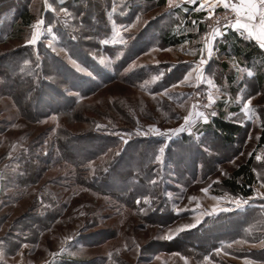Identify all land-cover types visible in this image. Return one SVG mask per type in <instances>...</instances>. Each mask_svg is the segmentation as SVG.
Returning a JSON list of instances; mask_svg holds the SVG:
<instances>
[{
    "label": "rangeland",
    "instance_id": "obj_1",
    "mask_svg": "<svg viewBox=\"0 0 264 264\" xmlns=\"http://www.w3.org/2000/svg\"><path fill=\"white\" fill-rule=\"evenodd\" d=\"M80 2L85 12L76 16V10L70 9L73 16L65 17L59 9L65 7L66 0H48L55 11L45 7V0H0V67L10 78L24 82L22 86H28L27 78L33 82L40 79L43 85L42 94L33 100L25 92L15 98L0 88V235H10L12 226L15 234L21 235L20 251L13 261L17 264H46L55 259H60L62 264H113V261L115 264H184L181 257L186 256L190 264H209L203 257L210 255L211 264H245V257L254 264H264V248L259 246L264 235L256 230L246 232L250 225L256 227L264 218V199L254 194L257 189L264 191L260 188L264 148L255 155L253 193L242 197L250 199L248 205L237 208L227 197L220 201L212 199L225 193L237 196L222 186L221 181L255 149L259 119L256 111H242L243 104L236 100L242 93L236 91L233 96L228 95L232 88L224 79L225 73L211 66V62L220 60L221 56L214 48L219 36L212 41L211 57L204 47L206 34L212 31L208 32L206 26L210 20L209 0L194 3L173 0L172 6L169 0L162 6L146 0ZM201 3L205 4L204 8L200 7ZM21 4L28 5L33 20L28 27H22L17 36L9 37L17 24L14 14ZM94 5L100 9L103 21L94 16L98 14L96 10L92 22L103 30L102 35L90 37L92 44L87 43L90 47L84 48L89 54L76 52L78 57H72L63 46L66 43L72 51H77L67 39L68 33L75 31L72 23L77 22L78 31L90 35L81 20L86 14L90 15V9L96 8ZM221 11L227 10L222 5L217 6L213 14ZM192 14H198L199 20L193 21ZM38 19L44 20L42 35L35 44H29L26 41L31 39L32 26ZM49 25L55 36L47 31ZM129 25L132 27L127 28ZM167 26L174 31L172 33L185 38L182 43L165 46L158 42L156 34L159 32L155 28ZM215 27L223 29L222 25ZM114 28L121 30L124 44L113 42ZM91 30L98 33L97 29ZM86 40L82 39L81 44ZM104 40L109 43H102ZM144 45L148 46L147 53L124 62L127 47ZM201 55L206 60L202 69L204 78L197 82L193 72L192 79L180 83L197 66ZM25 60L30 63L25 65ZM46 60L55 67L62 61L80 76L81 86H92L93 90L89 93L72 91L75 84L70 85L69 81L61 90L77 103L73 113L48 114L34 120L30 118L32 108L45 112L49 109L45 104L47 100L55 101L53 108L71 102L57 98L46 87L45 78L36 70L37 65ZM57 71L52 73L49 68L58 81L65 78L64 74L71 80L76 78L66 73L67 69L62 72L57 68ZM153 77H157L154 82ZM239 77L236 72L234 84ZM209 80L222 94L206 108L207 94L213 90ZM7 81L0 79V84L8 87ZM172 83L175 87L166 86ZM165 90L171 99L163 95ZM197 102L198 107L194 109L192 106ZM258 104L264 106L262 91L252 98L251 106ZM234 105L241 110L228 112V107ZM219 108L225 118L249 124L243 134L246 139L240 135L234 146H225L212 134L208 126L211 118L218 115ZM190 110L205 113L207 120L193 115L191 131L185 128L171 138L142 134L152 124L161 130L180 128ZM87 131L110 138L102 140V143L110 141V147L80 166L61 158L66 133L79 137ZM161 146L165 147L162 164L155 162L154 155ZM124 149L125 155L119 158ZM257 155L262 159L257 160ZM202 157L211 158L210 163L205 165V160L199 163ZM109 167L111 176L101 178L100 174ZM128 168L131 174L119 177L118 171ZM85 174L96 178L97 187L83 184L86 181L80 183V179L85 180L82 178ZM152 180L156 183L152 184ZM205 187L209 188L207 195L200 191ZM125 190L132 193L129 203L115 195ZM145 196L150 203H144ZM192 196L198 197V201L190 200ZM137 198L141 199L140 204L136 203ZM213 206L227 211L205 215L194 228L166 239L170 229L174 231L194 223L201 213L211 212ZM177 208L181 209L179 214ZM68 236L72 237L70 241L65 239ZM237 239H247L249 243L233 244L229 248ZM61 247L66 251L60 253ZM215 248L222 250L217 254ZM54 252L60 254L53 256ZM109 252L113 253L111 261L107 256Z\"/></svg>",
    "mask_w": 264,
    "mask_h": 264
},
{
    "label": "trees",
    "instance_id": "obj_2",
    "mask_svg": "<svg viewBox=\"0 0 264 264\" xmlns=\"http://www.w3.org/2000/svg\"><path fill=\"white\" fill-rule=\"evenodd\" d=\"M66 1H67V4L65 5V7L68 10L71 9V11H73L72 9H75L76 16H78V14L82 15L83 12H85L86 9L83 8L80 2L81 0H66ZM146 1L154 2L155 5L157 6H162L166 2V0H146ZM94 7L96 8L90 9V11L92 10L90 15L86 14V16L84 17V20H81L82 23L85 24V27L87 26V28L89 29V32L91 33L90 35L85 34L84 31L79 32L77 22L73 21L72 23L75 31H73L72 33L69 32L68 33L69 38L67 39H69L70 41L69 43L72 46H76L77 51H72L71 48H69V46L66 45V43L63 45L72 57H75V58L78 57V55H76V52L77 53L81 52L80 54L83 53L84 55L89 54L88 52H86L85 49L87 47L88 48L90 47L89 46L90 44H87V43L92 44L91 42L92 38L89 39L88 37L99 38L102 35L103 30H101L95 23L92 22V18H93L92 15L95 14L96 10L98 14L94 16L97 18H100L99 20L101 23L103 21L100 9H98V6L94 5ZM14 15H15L14 22H16L17 24L16 25H14V23L12 24L14 25L13 26L14 28L10 32V34H8L9 37L17 36L20 29L22 27H28L33 20L32 14L27 4L25 5L21 4L17 8ZM176 17H178V15ZM192 17H193V21L199 20L198 14H192ZM81 21H78V22H81ZM91 29H94V30L97 29L98 33L92 31ZM155 30L157 33L159 32V34H156L158 42L165 46L178 45L182 43V41L185 39L182 35H177L175 33H172L174 31L171 30L170 26H167L164 29L155 28ZM103 33H106V32H103ZM144 33L145 31L143 30L142 34L144 35ZM73 35H75L77 39L75 40L71 39ZM64 37H66V35ZM85 38H87L88 40H86L82 45L81 44V42H83L82 39H85ZM214 48L218 50V52H225V54L232 53L233 55L237 56L240 60H246L249 64L251 62L256 63L258 60L259 64L256 65L257 69L255 73V78L257 80L259 89L264 93V51L261 48H259L256 43H254L252 40H245L243 37L239 36L237 32L233 30H228L227 32L222 33V35H219V37L216 38V44ZM147 50H148V46L146 45L138 46V47L137 46L127 47V50L123 57L124 62L127 63L133 60L136 56L146 52ZM40 65H39V68L36 67V70L39 69V71L41 72L43 76V79L45 78L46 87L52 90L53 94H55L57 98L69 99L71 100V102L66 103V104L57 105L56 107L53 108L55 101L47 100L45 104L48 105L49 109L46 110L45 112H42V110H39L36 107H33L32 108L33 110H31L32 112L30 113L31 119L35 120L41 116H45L48 114H56V115L67 114L68 115V114L73 113V110L76 108L77 103L74 101V98L72 96L66 95L61 90L67 87L66 85L68 84L69 81H70V85L72 84V82L73 84H75V85H72L73 86V88L71 89L72 91L81 90L83 93H89L93 90L92 86L91 87L81 86L80 76L77 73H75L72 69H68V67L64 63H62V61L60 65L59 64L58 66L56 65L57 67H55L54 64L48 63L47 60L42 61ZM62 66H63V69H67L66 73L67 72L71 73L76 78L71 80L69 79L70 77L69 75H67L66 77V74H64L65 78L64 79L61 78V81H58L56 78H54L51 75V72H49V68L52 71V73H54L53 70L56 73H58L57 68H60L61 71L63 72ZM170 75L172 76L173 74H170ZM42 76L40 78H42ZM229 78H230V87L232 88L231 90H233L232 92L234 93L236 91V87L234 85V82L232 81L233 78L231 77ZM0 79L8 80L7 83L9 84V86L7 87V85L4 86V84H0V88H2V90L5 89L4 90L5 92L10 93L15 98L17 97V94L22 95V93L24 92L26 95H28L29 98L31 97V100L38 98L39 95L42 94L41 88L43 85L41 86L40 79H37L38 80L37 81L38 83H37L27 78L25 81L27 82L28 86L27 85L22 86L21 84L24 82H18L17 78H10L8 76V73L3 72V68L1 67H0ZM36 92L38 93V95L35 96ZM258 115L260 117V132L257 138L255 149L251 152V155L248 156L245 162L241 163L238 167H236L231 172V174L227 178L221 181L222 186L226 187L231 194L237 195L240 197H249L253 193L252 186L256 181L255 172L253 171V169H255V155L259 149L264 148V108H261L259 110ZM208 127H209L208 129H210L212 134L215 137H217V139L221 142V144L225 146H234L236 142L238 141L239 136L243 135L244 132L248 130L249 124L248 123L241 124L231 118L230 119L225 118V114H223L222 108H219L218 115L211 118V121ZM108 139L110 138L108 137L104 138L100 134H96L92 131H87L86 133L82 134L79 137L71 136L70 134L66 133V139L63 141L62 146H61V149H62V151H60L61 158L69 161L74 166H80V164H84V162H87V160H91L95 158L97 155H99L100 153L105 152L107 148L110 147L111 143L110 141H105V143H102V140H108ZM243 139H246V136L244 137L243 135ZM76 141L78 143H76ZM125 153H126V150L124 149L121 155L119 156V158H122L125 155ZM210 160L211 158L202 157L199 160V163L204 162L206 165L207 163H210ZM111 170L112 169L109 167L105 172H102V174H100V177L103 179L105 177L107 178V175L109 177V175L111 174ZM208 172L209 170H207V173ZM118 174H119V177L120 176L122 177L125 175L127 176L131 174V170L129 168L120 169L118 171ZM82 178H84L85 180L80 179V183H82L83 181H86V183H83V184H86L87 186L94 187V188L97 187V184H95L96 178L92 179V176L89 177L86 174ZM125 191H123L121 194H115V195L116 197H118L119 200H125L126 202L129 203L130 202L129 200H131V196L129 195H131L132 193L130 190L127 191V193H125Z\"/></svg>",
    "mask_w": 264,
    "mask_h": 264
},
{
    "label": "snow or ice",
    "instance_id": "obj_3",
    "mask_svg": "<svg viewBox=\"0 0 264 264\" xmlns=\"http://www.w3.org/2000/svg\"><path fill=\"white\" fill-rule=\"evenodd\" d=\"M195 0H189V3H194ZM173 5V0H169V6ZM223 6V8L225 10H231L233 13H235V23L231 24V27L236 28V29H243L245 32L248 33V35L250 37H253L257 40V42L259 43L261 48H264V0H214V2H212V0H209L208 2V8L210 9L209 11V18L212 17L213 12L215 10V8L217 6ZM45 7L55 11L54 8H52V5L50 3H48V0H45ZM201 8L205 7L204 3L200 4ZM115 10V9H113ZM59 13H62L65 17H72L73 13H71L67 8L65 7H61L59 9ZM140 17H137V20H139ZM195 23V22H194ZM219 22L217 21V24ZM44 25V20L43 19H38L35 21V24L32 26L33 31H32V36L31 39L26 41L29 44H35L37 42V40L40 38V36L42 35V27ZM123 27V26H122ZM132 27V25L127 26V28ZM127 28H124V31H127ZM47 31L49 33H53V29L52 27L49 25ZM219 35H222V32L220 31L219 27H213L212 31L210 34H206V38H205V42H204V47L207 50V55L209 57H211L212 53H213V47H212V41ZM53 36H55V34L53 33ZM90 39V37H88ZM71 39L75 40L77 39V37L75 35H73L71 37ZM113 42H119L121 44H124L126 41L124 40V38L122 37L121 34V30L114 28L113 29ZM102 43H109L108 40H104L102 41ZM55 50V49H54ZM30 62L28 60L24 61L25 65H28ZM73 63H75V61H73ZM206 63V60L204 59L203 55H201V59L199 61V63L197 64V66L191 70L188 74H186L183 78L182 81H180V83H185L187 81H189L190 79L193 78L192 74L193 72L195 73V80L197 82H199L201 79L204 78L203 75V65ZM37 67H39V65H37ZM23 71V69H21ZM243 71V70H242ZM161 75H163V73H161ZM247 75L248 76H252L253 72L251 70L247 71ZM157 79V77H153L152 81L154 82ZM148 82L146 81L145 84H142L141 87H145L146 84ZM209 84L212 85V91H209L207 94V99H208V104L205 105L204 107H210L215 100L222 94V90L217 87L211 80L208 81ZM173 87H175V85H173ZM242 92H244L245 90L242 89ZM163 95H167L169 96V99H171V95L170 93L165 90V92L163 93ZM197 95H199V93H197ZM236 100L240 103L243 104V108L242 111H244L245 113H253L254 112V108L251 106V102H252V97L251 95L247 96V99H245L243 96H237ZM199 102H197L196 104H193V108H197L198 107ZM193 115L195 116H199V117H203L205 120H207V116L205 115V113L200 112V111H196L195 113H193V111H189L187 115L184 116V124H182L180 126V128L177 129H166V130H161L160 128L156 127L155 124L149 125L148 126V131L147 132H143V135H148L149 133H152L154 135H161V136H167L168 138H171V135H174L176 132L182 131L185 128H187L189 131H191V124H192V117ZM212 115H215V113L213 112ZM53 119H55V117H53ZM97 127L99 128L100 126L97 125ZM53 131H55V129H53ZM123 139V137H121ZM251 139V136L249 137ZM47 143V141L45 142ZM125 143H127V141H125ZM207 150V149H205ZM164 152H165V147L161 146L157 152L154 154L155 155V162H159L160 164L163 163V156H164ZM9 157L12 156V153L10 152ZM249 155H251V153H249ZM257 160H261L262 157L260 155L256 156ZM253 171H256L255 169H253ZM261 179V184H260V188H264V175L260 176ZM152 184L156 183V180H152L151 181ZM210 187V186H209ZM201 192L205 193L206 195L209 192V188L205 187L202 188L200 190ZM254 194L256 196H259L260 198L264 199V191H259L254 190ZM225 197L228 198L229 202L233 203L237 208H241L245 205H248L250 203V199H243L242 197L236 196V197H232L230 194L225 193V196H213L212 199L216 200V201H220L223 200ZM190 200L192 201H198V197L196 196H192L189 197ZM143 201L144 203H150L151 201L149 200L148 196L143 197ZM137 204L141 203V199L137 198L136 200ZM264 207V206H262ZM141 211H143L144 209L141 208ZM181 211V209L177 208L176 212L177 214H179ZM219 211H227V209H221L219 207L213 206L212 211L211 212H206V213H201L199 217H197V219L195 220L194 223H189V224H185L182 225L180 227H177L174 231L173 230H169L170 234L166 236V239L171 240L173 239L178 233L185 231L187 229H191L194 228L196 226V224L200 223V220L203 218V216L207 215V216H212L214 215L216 212ZM256 230V231H260L262 235H264V218H262L260 221H258V226L253 227V226H249L248 229H246V232H248L249 234L251 233V231ZM66 241H70L72 239L71 236H68L65 238ZM4 241L0 240V244H3ZM223 244V242H221ZM249 241L247 239H237V240H233L231 242V244L228 245L229 248L232 247L233 244L235 245H242V244H248ZM259 246L261 248H264V239L260 240V244ZM125 247H127V245H125ZM221 248H215L214 252L215 253H220L221 252ZM66 249L64 247L60 248V253L65 252ZM117 252L119 250H116ZM60 253H52L53 256H56ZM228 252H225V255H228ZM177 255H180L179 253H177ZM108 259L111 261L113 259V253L109 252L107 254ZM181 259L184 260V264H190V261L188 259V257L184 256L181 257ZM204 261L209 262V264H211V260H210V255H205L203 257ZM245 264H254V262L250 259H248L247 257L244 258ZM46 264H48V262H46ZM113 264H115V261H113Z\"/></svg>",
    "mask_w": 264,
    "mask_h": 264
},
{
    "label": "crops",
    "instance_id": "obj_4",
    "mask_svg": "<svg viewBox=\"0 0 264 264\" xmlns=\"http://www.w3.org/2000/svg\"><path fill=\"white\" fill-rule=\"evenodd\" d=\"M223 7V6H222ZM236 17L235 15H233L231 18H229L226 23L223 26V29L221 30L222 33L227 32L228 30H233L235 32H237V34L241 37H243L245 40H252L254 43H256L258 45L259 48L260 45L257 42V40L253 37H250L248 35L247 32H245L243 29H236L231 27L232 23H235ZM199 27V26H198ZM176 46V45H175ZM264 51V48H261ZM217 53L220 54L221 58L220 60H215L211 62V66H216L219 68V70H222L223 75L225 73V81L228 82V85L230 84V78H233L232 81L235 82V73L237 72L239 74V80L237 82V84H234L236 87V91H238L237 93L241 92L243 96H248L251 95L252 98H256L261 90L258 87L257 84V80L255 78V73H256V65H258V60H257V64L255 62H251L250 64L246 61V60H240L237 56L233 55L232 53L229 54H225V52H218V50H216ZM144 53H147L144 52ZM144 53H142L141 55H143ZM258 59V58H257ZM229 65L231 66L229 68ZM243 70V71H242ZM251 70L253 72L252 76H248L247 75V71ZM220 72V71H219ZM237 75V74H236ZM183 77V76H182ZM181 78L176 79L175 82L179 81ZM184 78V77H183ZM183 80V79H182ZM181 80V81H182ZM226 82V83H227ZM175 85L174 83L166 85V86H173ZM164 86V87H166ZM244 89L245 91L242 92L241 90ZM233 91V90H231ZM236 91L233 92H228V95L233 96L234 94H236ZM254 108V112L256 111V113L258 114L259 110L261 108H264V106H260L258 104V106H253ZM241 110V108L239 109V107L237 105L234 106H229L227 111H231V112H237ZM248 119V118H246ZM258 132H257V138L260 132V117L258 115ZM19 222V221H18ZM1 226V224H0ZM12 232H10V235H0V240H3L4 243L0 244V264H17L13 261V257H15L18 252L20 251V249H18V246L21 242V235L19 236L18 234H15V227L12 226ZM0 231H1V227H0ZM48 264H62L60 259H55V260H50Z\"/></svg>",
    "mask_w": 264,
    "mask_h": 264
},
{
    "label": "built area",
    "instance_id": "obj_5",
    "mask_svg": "<svg viewBox=\"0 0 264 264\" xmlns=\"http://www.w3.org/2000/svg\"><path fill=\"white\" fill-rule=\"evenodd\" d=\"M233 15L234 13L231 10L216 12L215 14H213V16L209 20V23H207L206 25L208 27V32H210L212 28L217 25L224 26L226 21L229 18H231ZM217 21L219 22L218 24H217Z\"/></svg>",
    "mask_w": 264,
    "mask_h": 264
}]
</instances>
